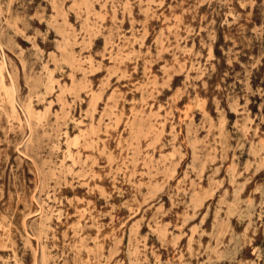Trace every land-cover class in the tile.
<instances>
[{"label": "rangeland", "instance_id": "1", "mask_svg": "<svg viewBox=\"0 0 264 264\" xmlns=\"http://www.w3.org/2000/svg\"><path fill=\"white\" fill-rule=\"evenodd\" d=\"M0 79V264H264V0H0Z\"/></svg>", "mask_w": 264, "mask_h": 264}, {"label": "bare ground", "instance_id": "2", "mask_svg": "<svg viewBox=\"0 0 264 264\" xmlns=\"http://www.w3.org/2000/svg\"><path fill=\"white\" fill-rule=\"evenodd\" d=\"M103 20V19H102ZM96 22V21H95ZM88 41V40H87ZM116 44V43H115ZM64 46V45H63ZM1 80V79H0ZM58 82V81H57ZM1 85H2V83H1ZM5 90V89H4ZM14 90V89H13ZM6 92V91H5ZM14 92V91H13ZM6 94V93H5ZM97 94V93H96ZM12 96V95H11ZM8 97V96H7ZM95 97V96H94ZM94 97H92V98H94ZM97 100V99H96ZM51 105V104H50ZM70 105V104H69ZM14 106V105H13ZM12 106V107H13ZM11 107V108H12ZM15 107V106H14ZM27 108L28 107H26V110H27ZM14 109V108H13ZM31 109V108H30ZM29 110V109H28ZM32 111V110H31ZM86 113V112H85ZM12 114V113H11ZM41 116V115H40ZM91 116V115H90ZM101 117V116H100ZM13 118V117H12ZM30 118V117H29ZM93 118V117H92ZM37 120V119H36ZM83 131V130H82ZM31 134V133H30ZM77 137V136H76ZM98 137V136H97ZM72 139V138H71ZM71 139H70V141H71ZM99 139V138H98ZM73 141H74V139H73ZM78 141V140H77ZM93 141V140H92ZM26 143V142H25ZM90 146V145H89ZM69 154V153H68ZM69 156V155H68ZM71 156V155H70ZM64 157V156H63ZM74 158V157H73ZM63 161V160H62ZM96 161V160H95ZM73 163V162H72ZM68 167V166H67ZM70 168V167H69ZM88 173V172H87ZM83 177H85V176H83ZM48 196V195H47ZM61 203V202H60ZM39 210V209H38ZM61 210V209H60ZM25 222V221H24ZM45 235V234H44ZM38 237V236H37ZM42 248V247H41Z\"/></svg>", "mask_w": 264, "mask_h": 264}]
</instances>
